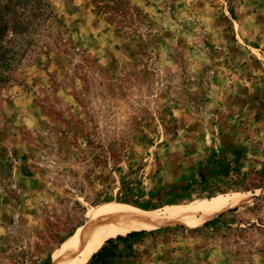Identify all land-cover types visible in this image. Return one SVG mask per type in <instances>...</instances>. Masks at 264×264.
Masks as SVG:
<instances>
[{
  "label": "rangeland",
  "instance_id": "obj_1",
  "mask_svg": "<svg viewBox=\"0 0 264 264\" xmlns=\"http://www.w3.org/2000/svg\"><path fill=\"white\" fill-rule=\"evenodd\" d=\"M46 1L0 83V264H54L99 205L214 198L236 203L106 264H264V0Z\"/></svg>",
  "mask_w": 264,
  "mask_h": 264
},
{
  "label": "bare ground",
  "instance_id": "obj_2",
  "mask_svg": "<svg viewBox=\"0 0 264 264\" xmlns=\"http://www.w3.org/2000/svg\"><path fill=\"white\" fill-rule=\"evenodd\" d=\"M235 203V199L214 198L198 204L173 206L163 214L141 211L123 204L99 205L87 211L85 224L63 243L54 255L53 263L86 264L107 238L174 223L191 226L198 220L212 219Z\"/></svg>",
  "mask_w": 264,
  "mask_h": 264
},
{
  "label": "trees",
  "instance_id": "obj_3",
  "mask_svg": "<svg viewBox=\"0 0 264 264\" xmlns=\"http://www.w3.org/2000/svg\"><path fill=\"white\" fill-rule=\"evenodd\" d=\"M121 3L119 0L117 1ZM55 16L46 0H0V83L11 79L14 66L28 52H37L41 37L48 30V22ZM234 162L240 159L238 148L233 149ZM216 174L224 173L227 165L223 158H217L212 164ZM235 210V209H230ZM218 216H221L219 214ZM212 220L203 223L211 224ZM145 230L129 231L107 238L98 251L94 252L88 264H106L116 257L118 243L126 244L136 239Z\"/></svg>",
  "mask_w": 264,
  "mask_h": 264
}]
</instances>
